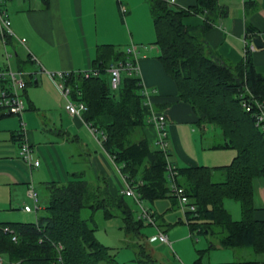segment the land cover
I'll use <instances>...</instances> for the list:
<instances>
[{
    "label": "crops",
    "instance_id": "1",
    "mask_svg": "<svg viewBox=\"0 0 264 264\" xmlns=\"http://www.w3.org/2000/svg\"><path fill=\"white\" fill-rule=\"evenodd\" d=\"M164 1L181 9L196 3V0ZM219 2L227 13L205 30L203 39L211 52L234 68L245 57V41L254 43V39L259 38L262 46L254 44L255 49L248 54L255 71L264 76V0ZM150 4L151 0L0 1V8L10 20L13 32H0L3 48L0 73L10 69L23 71L28 76L21 91L25 130L21 131L17 116L0 113V223L35 221L37 215L45 211L47 185L67 182L75 174L92 183L104 177L111 195H124L122 174L118 164L103 149L101 133L85 122L83 113L70 116L64 108L61 88H70L66 82L68 75L92 70L98 58L109 66L124 62L120 57L123 53L125 61L137 64L135 75L141 81L140 94L148 102L152 116L137 130L136 136L145 138L152 149H159L160 128L153 118L162 117L168 160L172 165L219 167L232 161L236 149L223 147L221 130L212 123L201 122L191 105L180 99L176 83L158 58L160 50ZM204 20V13L192 11L182 17V22L191 26L201 25ZM247 25L253 31H248ZM130 47H134V53L128 52ZM6 86L7 82L0 77V91ZM20 132L23 137L19 140ZM23 142L30 144L32 156L39 161L37 167H29L19 156ZM30 184L37 191L40 203V209L33 214L22 209L24 204H32L27 194ZM251 185L252 216L262 224V247L259 252L249 246L239 248L252 252L255 258L251 260L262 261L264 177L253 178ZM124 196L129 202L134 201ZM148 208L155 214V224H150L154 232L147 235L148 230L144 232L142 228L140 240L149 258L139 259L134 246L136 256L131 264H166V258L150 243L158 242L162 249L166 246L173 251V241L179 244L187 238L197 239V232L187 224V213L173 197L148 202ZM133 211L137 216L138 208L133 207ZM168 211L171 213L166 214ZM239 215L240 219L241 209ZM120 222L123 227L122 219ZM159 231L166 234L170 245L150 239ZM126 238L135 242L126 233L119 240ZM212 244V248H222L218 237ZM3 256L0 255V264H5L7 259ZM196 258L194 256L192 263ZM6 264H10L8 259Z\"/></svg>",
    "mask_w": 264,
    "mask_h": 264
},
{
    "label": "trees",
    "instance_id": "2",
    "mask_svg": "<svg viewBox=\"0 0 264 264\" xmlns=\"http://www.w3.org/2000/svg\"><path fill=\"white\" fill-rule=\"evenodd\" d=\"M150 6L160 50L158 58L176 83L180 99L191 105L201 122L221 130L223 147L236 149L232 161L219 167L173 165L176 172L170 180L168 152L152 149L145 138L136 136L152 116L140 94V78L123 73L120 86L112 90L108 64L103 59L96 61L95 74L68 75L70 96L85 104V122L101 133L103 149L142 201L153 203L164 197L177 201L171 189L173 182L195 205V211H187L186 217L192 231L217 235L222 247L249 246L259 252L263 228L252 216L251 183L255 177H264V132L241 101L252 95L264 103V76L255 71L249 54L232 68L211 52L203 39L205 30L227 13L219 0H196L188 9L164 0H151ZM191 11L204 13L201 25L182 22V17ZM247 30L253 28L247 25ZM121 54L125 61L126 56ZM22 137L20 132L18 139ZM47 191L45 211L35 221L0 223V255L6 256L10 264H120L112 248L97 239L92 219L82 217L85 208L91 212L101 210L105 218L120 216L125 233L135 241L137 257L149 258L140 237L144 225L150 224L134 215V201L129 202L122 194H110L104 177L92 183L75 174L67 182L49 183ZM225 198L239 203L240 219L230 217L223 204ZM152 216L156 221L153 211ZM4 226L12 233L4 232ZM58 243L62 245L60 251ZM197 252L193 264H201L202 251ZM211 264H264V260Z\"/></svg>",
    "mask_w": 264,
    "mask_h": 264
},
{
    "label": "built area",
    "instance_id": "3",
    "mask_svg": "<svg viewBox=\"0 0 264 264\" xmlns=\"http://www.w3.org/2000/svg\"><path fill=\"white\" fill-rule=\"evenodd\" d=\"M1 1V0H0ZM124 10V7H122ZM0 32L2 34H13L10 27V20L6 16L4 10L0 8ZM21 42L24 41L23 38L20 39ZM244 56L248 52L255 49L253 42L247 43L245 41ZM129 53H134V47L128 48ZM109 74V84L112 90H116L122 80L123 73L127 74H136L137 64H134L132 61L118 62L116 64L109 65L107 68ZM90 73H97V70L92 69L90 71H84L82 74L85 77H88ZM0 77L7 82V86L0 91V113L10 114L17 116L20 119L21 131L25 130V123L22 119V114L25 109V105L22 99L21 91L27 83L28 76L23 71H12L10 69L2 71ZM61 92L65 98V110L72 116H81L82 112L86 109V106L81 101L73 100L70 96V88L62 87ZM148 103V102H146ZM241 105L246 111L251 112L255 125L264 132V103L252 95L248 99H243ZM158 128H160V134L158 137V147L161 151L167 154V142H166V132L163 130L164 121L162 117L158 119L153 118ZM19 156L29 167H37L39 165L38 159H35L32 156V149L30 144L23 142L20 146ZM167 170L169 174V179L172 180V176L175 174L173 165L167 160ZM123 178V193L126 196L132 197L133 200L138 205L137 218L144 220L146 223L155 224V220L152 216V211L143 205V201L140 199L139 193L134 190L133 185L122 175ZM171 189L176 196L179 206L184 210V213L187 211H195V205L189 202V198L183 193L181 188H178L172 182ZM27 194L30 197L32 204H24L22 209L26 212H37L40 209L39 197L37 191L34 189L33 185L30 184L27 190ZM4 232L12 233V229L8 226L2 227ZM12 239L15 240L16 236L12 235ZM150 239H158L161 242L167 243L170 245L166 234L163 232H158L156 235L152 236ZM57 249L60 251L62 245L57 244Z\"/></svg>",
    "mask_w": 264,
    "mask_h": 264
},
{
    "label": "rangeland",
    "instance_id": "4",
    "mask_svg": "<svg viewBox=\"0 0 264 264\" xmlns=\"http://www.w3.org/2000/svg\"><path fill=\"white\" fill-rule=\"evenodd\" d=\"M3 53L2 45L0 44V54ZM219 176L216 174V178ZM224 207L229 213L230 217L234 220L239 219L240 207L239 204L232 199L223 200ZM135 210H137V205L134 204ZM144 205L148 207V202L144 201ZM171 211H168L166 214H170ZM33 214V212H32ZM82 217L86 219H92L91 224L96 226V237L100 243L113 247L112 250L115 253V259L120 264H131L132 259L136 256L134 253L135 242L129 240L128 238L120 241V236L125 234L123 227H121V219L117 216L113 218H105L101 210L91 212L90 209L85 208L81 212ZM174 215V213H172ZM153 225L146 224L143 227V231L148 230L147 235H150L153 231ZM215 228V227H214ZM216 230V229H215ZM154 232V231H153ZM197 239L187 238L183 242L177 244L173 241V251L169 248L164 247L162 249L160 243L151 242L150 244L155 246V251L160 252L161 256L163 255L166 258V264H193L194 256H198V250L202 251L201 253V264H211L218 262H231L235 260L244 261L251 260L254 257L252 252H249L247 248H239L238 246L231 247V250H228L227 247L222 248H212L210 243H213L217 235L211 234H196ZM189 237V236H187ZM116 246V247H114ZM181 246V247H180ZM246 247V246H245ZM231 251V252H230ZM159 255V254H158ZM5 259L6 256H3ZM7 259L5 260V264ZM134 263V262H133ZM145 264V262H141ZM100 264H107L106 262H101ZM139 264V263H135Z\"/></svg>",
    "mask_w": 264,
    "mask_h": 264
},
{
    "label": "water",
    "instance_id": "5",
    "mask_svg": "<svg viewBox=\"0 0 264 264\" xmlns=\"http://www.w3.org/2000/svg\"><path fill=\"white\" fill-rule=\"evenodd\" d=\"M254 44H255L256 46H258V47H261V46H262V42L260 41L259 38H255V39H254Z\"/></svg>",
    "mask_w": 264,
    "mask_h": 264
}]
</instances>
